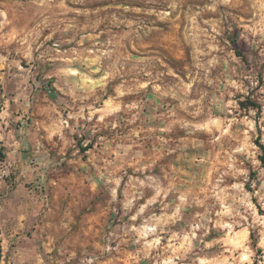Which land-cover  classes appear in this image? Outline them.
Listing matches in <instances>:
<instances>
[{
    "label": "rangeland",
    "instance_id": "1",
    "mask_svg": "<svg viewBox=\"0 0 264 264\" xmlns=\"http://www.w3.org/2000/svg\"><path fill=\"white\" fill-rule=\"evenodd\" d=\"M0 85V264H264V0H0Z\"/></svg>",
    "mask_w": 264,
    "mask_h": 264
},
{
    "label": "trees",
    "instance_id": "2",
    "mask_svg": "<svg viewBox=\"0 0 264 264\" xmlns=\"http://www.w3.org/2000/svg\"><path fill=\"white\" fill-rule=\"evenodd\" d=\"M3 107H4V101H3V98H2V87L0 85V115L3 112ZM262 149L264 151V147L263 146H262ZM6 159H7V154H6L5 147L0 143V163L5 162ZM1 261H2V250L0 248V263H1Z\"/></svg>",
    "mask_w": 264,
    "mask_h": 264
}]
</instances>
